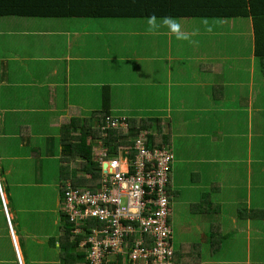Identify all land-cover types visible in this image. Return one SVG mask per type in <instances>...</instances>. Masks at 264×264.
I'll use <instances>...</instances> for the list:
<instances>
[{
  "label": "crops",
  "instance_id": "crops-1",
  "mask_svg": "<svg viewBox=\"0 0 264 264\" xmlns=\"http://www.w3.org/2000/svg\"><path fill=\"white\" fill-rule=\"evenodd\" d=\"M30 20L0 19V264H25V257L32 264H63L61 188L69 179L61 178L60 171L70 164V152L60 142V128L72 118L84 120L101 111L105 89L110 95L107 117L159 120L165 146L174 155L171 264H251L249 230L255 226L240 220L239 209H249L254 200L250 192L239 193L238 167L247 162L250 171L254 139L263 135V128H256L264 127L253 21L170 19L189 34L182 40L163 19L154 25L149 20H104L96 38L64 19ZM123 23L138 37L121 43L133 47L127 50L118 48L113 37L109 44L102 40L104 33L127 37L131 32ZM58 26L62 32L54 29ZM42 37L65 40L44 43ZM95 39L100 44L89 49ZM101 46L107 53L93 56ZM238 68L242 79L232 73ZM238 114L240 121L233 126ZM92 124L98 125L95 120ZM158 131L156 126L152 130L154 135ZM32 162L41 163V177L29 166ZM57 166L59 175L54 173ZM178 182L195 192L196 202L205 204L200 212H211L214 222L194 212V202L180 201L188 193L180 192ZM212 182L220 186L211 187ZM181 208L200 218L194 224L181 220L182 212L176 211ZM224 228V242L215 248L212 240ZM237 234L243 237L238 246L231 241ZM125 261L110 256L106 264H132Z\"/></svg>",
  "mask_w": 264,
  "mask_h": 264
},
{
  "label": "trees",
  "instance_id": "trees-1",
  "mask_svg": "<svg viewBox=\"0 0 264 264\" xmlns=\"http://www.w3.org/2000/svg\"><path fill=\"white\" fill-rule=\"evenodd\" d=\"M153 17L155 20L251 19L255 33L256 58L264 85L263 0H0V19L150 20ZM102 101L103 109L94 113L91 118L84 120L72 118L68 124L60 128V142L70 147V153L67 155L70 158L69 161L79 160L81 162L80 168L72 169V171H70L68 163L61 167V178L69 179L73 188L94 190L101 184L103 178L102 168L94 159L93 151V142L97 138H103L106 146L114 155L118 153L119 146H132V141L141 132L147 133V147L149 149L161 148L167 145L166 136H162L160 133L159 120L146 119L137 123L136 119L128 118V133L112 129L102 132L100 128L105 126L107 115H111L108 89L104 90ZM262 108L261 120L264 125V89ZM92 120L97 121L98 125L93 126ZM155 126L159 131L154 135L152 130ZM238 130L242 135V127ZM262 136L263 139L260 141L257 140L260 136H257L254 140V147L251 149L253 161L249 165L250 171H248L247 162H245V165L238 167L239 193L240 195H248V192H250L253 200L256 194L264 192V129ZM257 165L256 170L259 172L255 173ZM87 176H91V178L88 179ZM257 183L259 184L258 191L255 192V184ZM63 188L64 184L61 188V200H63ZM262 196L263 194H261ZM258 202L254 200V205H251L249 209L241 207L239 218L244 221L250 220L253 224L259 222L264 235V201L260 204V208H256ZM61 219L60 231L62 234L59 237V244L62 250L60 255L63 264H75L77 261L86 260V250H81L85 252H76L75 249L78 248L81 241L87 240L89 230L96 226V220L91 219L88 221L85 233L74 236L72 233L73 225L68 216L61 213ZM117 257L126 260L125 263H132L128 259V255ZM252 260L251 264H256L253 257ZM260 264H264L263 258Z\"/></svg>",
  "mask_w": 264,
  "mask_h": 264
},
{
  "label": "built area",
  "instance_id": "built-area-1",
  "mask_svg": "<svg viewBox=\"0 0 264 264\" xmlns=\"http://www.w3.org/2000/svg\"><path fill=\"white\" fill-rule=\"evenodd\" d=\"M100 129L128 133V117H107ZM146 135L141 132L132 146H119L116 155L103 138L94 140V159L103 175L97 189L80 190L73 188L69 180L63 182L62 212L73 225V235L85 233L88 221L96 220L87 240L79 244L86 250V264H106L108 257L122 255H128L132 263L173 261L169 220L174 155L168 146L149 149ZM3 202L10 224L4 199Z\"/></svg>",
  "mask_w": 264,
  "mask_h": 264
},
{
  "label": "rangeland",
  "instance_id": "rangeland-1",
  "mask_svg": "<svg viewBox=\"0 0 264 264\" xmlns=\"http://www.w3.org/2000/svg\"><path fill=\"white\" fill-rule=\"evenodd\" d=\"M27 20H29V19H27ZM30 21H36V22H45V20H42V19H32V20H30ZM104 20H82V19H80V20H76V19H71V20H63L62 22H72V25H75V24H78L77 26L78 27H80V29H82V32H90V33H88L87 34V37H90V36H93V37H97V34H96V30L98 29L99 30V27H100V23H102ZM106 22H111L110 20H105ZM44 24H47V25H53L54 23H44ZM82 25V26H81ZM123 26L124 27H122V28H124L125 30H127L128 32H131L132 31V28H131V26H128V27H126V25L123 23ZM135 27H137V26H135ZM56 31H59V32H62V28H61V26L59 27H56V28H54ZM117 31H119V27L116 29ZM93 33V34H92ZM133 34H135L134 32H131V33H129L128 34V36L127 37H123V35H122V37H120V35H118V34H113V33H104V37L102 38V40L103 41H105L106 42V44H109V41H110V37H113V38H115L116 40H117V46H118V48H122V50L123 49H125V50H127L128 48H133V47H130V46H128V47H125V46H123L122 44H125L126 45V41L127 40H136V39H138V37L136 36V35H133ZM41 40L42 41H44V43H50V42H52V41H54V40H59V41H64L65 40V38L64 37H42L41 38ZM142 40H147L146 38H145V35H144V38H142ZM160 41H161V43H162V41H163V39L162 38H160L159 39ZM122 43V44H121ZM100 44V42H99V40L98 39H95V41H93L92 43H89V49L91 48V46H92V48H95V47H97L98 45ZM107 50H108V48L107 47H105V46H101V47H99V49L98 50H96L95 51V54L93 55V56H95V57H98V56H103L105 53H107ZM113 53H114V51H113ZM238 71H234V72H232V73H234V74H238L239 76H240V78L239 77H236V76H234V78L236 79H242V75H241V73H239V68L237 69ZM243 75L245 76V77H247V72H244L243 73ZM257 75L261 78V74H260V71L258 70L257 71ZM239 115L240 114H238V116H236L235 117V119H234V121H233V126H234V124H235V121L237 122V119H238V122L237 123H239ZM82 120V119H81ZM140 121V120H139ZM94 126V125H93ZM235 127H238L237 125L235 126ZM261 128H263L264 129V127H257L256 129H261ZM261 139H263V136L262 137H260L259 139H257V140H261ZM255 140V139H254ZM255 144H256V141H255ZM257 152V151H256ZM223 154L221 153V156H222ZM176 157H180L179 156V152L178 153H176ZM33 164L32 165H29V166H31V167H34V171H35V174L38 176V177H41L42 176V174H43V167H42V165H41V163L40 162H32ZM80 165H81V162L79 161V160H74V161H71L70 162V164H69V167H70V171H72V169H79L80 168ZM179 167V166H178ZM257 167H258V165L255 167V173H257V172H259V171H257L256 169H257ZM56 175H59V167L57 166L56 167V171L54 172ZM82 175V174H81ZM206 178H204V181L203 182H201V183H199V184H201V189H205V187H206ZM263 185V184H262ZM181 187V189H180V192L182 193V192H185V191H187L186 193H188V194H184V193H182L181 195H180V197L181 198H183V199H181L180 201H187V202H194L195 204H194V207L193 208H195L196 210H194V212H200V209L203 207V206H205V204L204 203H197L196 201H197V199H196V194H195V192L194 191H192V192H190L191 190H189V188H188V186L187 185H185L183 182H178L177 183V187ZM213 186H215V187H218V186H220V183H218V182H212V184H211V187H213ZM259 186V184L257 183V184H255V192L256 191H258V187ZM207 187H208V185H207ZM218 194H222V193H218ZM261 194H263V196L261 197ZM261 194H256L255 195V198H254V200L255 201H259L257 204H256V208H260V204H262V202L264 201V192H262ZM184 208H185V210H187V206H184ZM184 209H176V211L178 212V214H180L181 212H182V215H181V220H185L186 218H189L190 219V221H191V223H195L196 221H197V219L198 218H200V217H197V216H192V215H190V214H188V213H186V211H185ZM11 211V210H10ZM12 212V211H11ZM201 213V212H200ZM202 214V213H201ZM219 215V214H218ZM222 215L223 216H226L224 213H222ZM221 216V215H220ZM218 217V216H217ZM202 218H207L209 221H210V223H212V222H214V220H215V217H214V215L213 214H211V212H209V213H207V214H202ZM261 224L259 223V222H254V226L255 227H252L250 230H249V232H250V246H249V248H250V252H251V254L253 255V259L256 261V264H260V262L262 261V258L264 259V235H263V228H262V226H260ZM224 232H223V234H220V236H219V238L217 239V238H214L212 241L213 242H216L217 243V245L215 244V248H218L223 242H224V233L226 232V229L224 228V230H223ZM221 233V232H220ZM207 235H208V232H207ZM220 238H223L222 239V241L220 240ZM243 237H241V236H239L238 234L236 235V236H234V237H231V241L233 242V245L234 244H237L236 242L239 240V239H242ZM206 244H205V246H204V248L206 247H208V243L207 242H205ZM21 246H22V244H21ZM237 246H238V244H237ZM203 248V249H204ZM223 248V250L224 251H226V248L227 247H222ZM209 252H212V248H211V246H209ZM220 254V253H219ZM242 254V253H241ZM24 262H25V264H32V263H30L29 261H28V259L25 257L24 258Z\"/></svg>",
  "mask_w": 264,
  "mask_h": 264
},
{
  "label": "clouds",
  "instance_id": "clouds-1",
  "mask_svg": "<svg viewBox=\"0 0 264 264\" xmlns=\"http://www.w3.org/2000/svg\"><path fill=\"white\" fill-rule=\"evenodd\" d=\"M154 22H155V18L154 17L149 20V24L150 25H154ZM165 23L170 27V30L174 34H176L177 39H182V40L189 39V34L184 33V32L181 31V26H180V24L178 22L169 19V20H166ZM209 31H210V29H209ZM61 207H62V203H61Z\"/></svg>",
  "mask_w": 264,
  "mask_h": 264
},
{
  "label": "water",
  "instance_id": "water-1",
  "mask_svg": "<svg viewBox=\"0 0 264 264\" xmlns=\"http://www.w3.org/2000/svg\"><path fill=\"white\" fill-rule=\"evenodd\" d=\"M63 149H64L67 153L70 152V147H69L68 145H64V146H63ZM104 167L106 168V166H104Z\"/></svg>",
  "mask_w": 264,
  "mask_h": 264
}]
</instances>
